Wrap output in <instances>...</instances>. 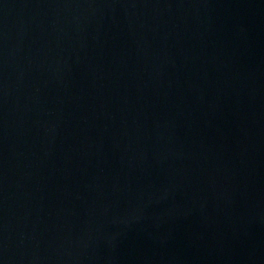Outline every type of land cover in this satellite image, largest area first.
<instances>
[{
    "label": "water",
    "instance_id": "1",
    "mask_svg": "<svg viewBox=\"0 0 264 264\" xmlns=\"http://www.w3.org/2000/svg\"><path fill=\"white\" fill-rule=\"evenodd\" d=\"M0 264H264V0H0Z\"/></svg>",
    "mask_w": 264,
    "mask_h": 264
}]
</instances>
